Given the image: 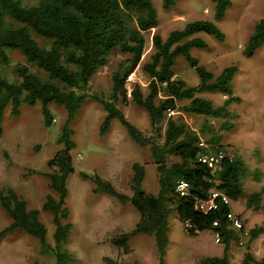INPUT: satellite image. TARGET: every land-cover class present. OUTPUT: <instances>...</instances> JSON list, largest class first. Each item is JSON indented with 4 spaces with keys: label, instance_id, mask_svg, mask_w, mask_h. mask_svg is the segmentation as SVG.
I'll return each instance as SVG.
<instances>
[{
    "label": "trees",
    "instance_id": "obj_1",
    "mask_svg": "<svg viewBox=\"0 0 264 264\" xmlns=\"http://www.w3.org/2000/svg\"><path fill=\"white\" fill-rule=\"evenodd\" d=\"M178 1L162 0V7L170 10ZM212 3L213 21L190 22L183 29L170 32L165 39L159 34L153 35L154 52L150 61L142 67L150 78L145 94L138 84L132 85L129 90L127 80L141 63L145 34L159 25L152 0H33L31 3L0 0V60L7 61L9 51L21 53L26 60L16 69L18 80L12 81L0 74V136L8 109L11 115L18 116L22 106L39 103L47 127L54 121L51 105L61 106L66 112L64 126L57 139L61 148L47 162V171L39 173L47 178L50 190L41 208H29L26 200L11 187L0 190V206L11 220L8 226L0 229V242L8 235L23 231L38 240L41 254L52 259V264L75 262L65 248L74 228L72 213L66 203L68 180L75 173L72 150L76 143L71 125L84 103L92 99L105 112L99 134L105 135L111 129L112 121H119L136 145L149 147L158 172L159 190L155 195L143 188L146 169L140 163L131 167V195L119 192L110 181L97 174L79 173L93 184L92 193L106 194L122 205L130 204L140 215V220L130 232L112 238L114 245L128 252L131 236L151 235L155 240L158 262L165 264L171 218L179 214L182 224L192 225L190 235L210 231L218 235L219 242L224 246L222 256L203 257L199 264L264 263V260L257 261L249 250L240 263L230 262L228 250L231 242L238 239V234L228 220L231 207L224 203L221 196L214 200L216 207L207 213L196 209L198 202L211 198L212 190L237 202L244 192V161L224 156L213 172L199 158L206 153L225 152L222 135L217 131L203 141L204 128L201 135L181 117L170 115L178 110L179 102L189 101L183 108L187 113L227 119L229 105L241 102L232 89V81L238 72L236 66L226 67L215 76L191 54L192 49H206L208 46L198 34L209 35L220 42L226 38L216 23L226 16L231 0H212ZM36 38L45 40L46 44L40 45ZM262 46L264 19L255 24L245 43L244 57L252 58ZM115 51L128 55V58L112 75L109 97L91 94L89 86L92 78L107 66L110 55ZM180 56L198 74V86L191 87L183 80L173 79V67ZM161 91L164 92L163 97H160ZM203 92H219L226 96V100L222 106L215 107L212 101L196 96ZM129 97L147 112L152 135L143 134L118 108L119 101L126 102ZM231 128V123L224 121L219 131ZM181 181L188 185L186 195L177 191ZM263 193L264 190L253 194L248 206L259 209ZM42 212L52 217V244L48 241V229L41 220ZM215 222L217 225H214ZM263 232L264 227L251 229L250 239H256Z\"/></svg>",
    "mask_w": 264,
    "mask_h": 264
},
{
    "label": "rangeland",
    "instance_id": "obj_2",
    "mask_svg": "<svg viewBox=\"0 0 264 264\" xmlns=\"http://www.w3.org/2000/svg\"><path fill=\"white\" fill-rule=\"evenodd\" d=\"M24 2L31 3L33 0ZM152 2L158 13L159 25L145 34L141 63L127 80L129 90L132 85L138 84L145 94L150 78L142 67L150 61L154 52L153 35L159 34L165 39L170 32L183 29L190 22L213 21L214 15L212 0H179L170 10L163 9L162 0ZM261 19H264V0H231L226 16L216 23L225 33V40L220 42L209 35L198 34L208 46L191 51L192 56L215 76L226 67H237L232 89L241 102L229 105V117L206 118L187 113L183 108L189 101L179 102L178 110L170 113L175 118L181 117L201 135L204 128L203 141L218 131L225 146L224 155L239 158L246 165V174L242 179L243 196L231 203L233 214L242 221L243 226V231L236 230L238 239L231 242L228 250L231 263H240L248 250L257 261L264 259V232L253 240L249 234L251 229L264 227V193L259 209L248 206L249 198L264 190V46L250 59L243 55L245 43ZM36 39L40 45L46 44L45 40ZM7 53V61L0 60V74L9 80H18L16 69L26 60L17 51ZM127 58L128 55L122 52H113L107 66L92 78L89 92L108 98L112 89V75ZM173 72L174 80H183L191 87L200 83L195 69L182 56L177 58ZM163 95L161 91L160 97ZM196 96L212 101L215 107L222 106L226 100V96L219 92L197 93ZM117 106L143 134L152 135L147 112L137 106L131 97L126 102L121 99ZM51 111L54 121L49 127L44 124L39 103L22 106L18 116L11 115L8 109L2 122L0 190L7 186L13 188L26 200L29 208L40 209L50 193L47 178L39 173L47 171V162L61 148L57 139L64 126L66 112L56 105H51ZM104 116L102 107L88 99L71 125L76 143L72 150L75 173L68 180L66 203L72 213L74 228L65 248L73 255V264H159L155 240L151 235L131 236L128 252L114 245L112 238L130 232L140 220V215L130 204L122 205L106 194L92 193L93 184L79 175L80 172L97 174L110 181L119 192L131 195V167L134 163H140L146 169L144 190L154 195L158 193V172L149 147L136 145L117 120L112 121L111 129L105 135H100L99 126ZM224 121L231 123L232 128L220 132V125ZM41 220L48 229V241L52 244V217L42 212ZM10 222L0 206V229ZM223 253L224 246L216 242L214 233L206 231L192 236L182 224L179 214L171 218L165 264H199L203 257L222 256ZM34 262L52 264L53 260L41 254L39 242L32 236L17 231L0 242V264Z\"/></svg>",
    "mask_w": 264,
    "mask_h": 264
},
{
    "label": "built area",
    "instance_id": "obj_3",
    "mask_svg": "<svg viewBox=\"0 0 264 264\" xmlns=\"http://www.w3.org/2000/svg\"><path fill=\"white\" fill-rule=\"evenodd\" d=\"M224 156L225 155L223 152L206 153V154H203L200 156L199 161L206 164L214 172L218 169L220 162L224 158ZM187 190H188L187 183H185L183 181L178 183L177 191L181 195H186ZM219 196L222 197V200L224 201V203L228 204L231 207L232 201L228 197H226L224 194H222L219 191L212 190L211 191V198L207 201L198 202L196 205V209L200 212L207 213L208 211H210L211 209H214L216 207L214 200ZM228 220L230 221L231 227L233 229L240 231L243 228L242 221L233 214L232 209H231V212L228 214ZM214 225H217V222H215ZM185 227L188 230L193 228L192 225L189 223H185ZM215 238H216V242L218 243L220 241L218 235L215 234Z\"/></svg>",
    "mask_w": 264,
    "mask_h": 264
}]
</instances>
